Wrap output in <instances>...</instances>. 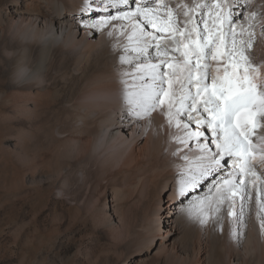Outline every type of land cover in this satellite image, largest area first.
I'll list each match as a JSON object with an SVG mask.
<instances>
[{"label": "bare ground", "instance_id": "obj_1", "mask_svg": "<svg viewBox=\"0 0 264 264\" xmlns=\"http://www.w3.org/2000/svg\"><path fill=\"white\" fill-rule=\"evenodd\" d=\"M210 2L164 0L182 23L185 9L179 5L193 8ZM220 2L225 12L234 14L238 40L246 39L249 31L255 33L250 50L258 72L251 75L258 90L264 91V0ZM110 3L97 0L86 7L85 0H7L0 6L5 87L32 89L34 93L46 90L38 93L37 103L44 107L36 120L47 124L50 133L52 179L59 181L60 174L70 172L74 180L85 182L91 179L92 170H116L117 184L111 197L118 203L113 210L125 214L134 207L136 243L148 247V254L159 257L160 264H264L263 244L253 232L244 243L245 229L241 227L239 245H233L226 235L203 233L193 223L197 205L210 198L229 166L217 176L200 177L199 166H206L207 161L195 154L193 141L187 146L178 142L176 137L184 136L183 128L175 135L165 132L157 111L152 124H144L143 119L153 110L137 116L126 104V93L137 92L150 82L143 73L135 72L136 65L158 59L164 47L149 48L140 55L132 50L129 40L124 42L130 30L122 23L111 29L93 27L110 14L119 17L136 7L157 6L146 0L138 4L129 0L128 5L115 7H109ZM206 12L207 8H197L193 14L201 30ZM252 13L256 17L249 28ZM0 100L8 103L2 90ZM257 135L264 136V128L257 129ZM254 163L255 170L264 174V159ZM190 174L196 175L195 188L190 184L185 187ZM180 188L184 192L178 191ZM104 206L107 208V200ZM107 225L113 226L112 220Z\"/></svg>", "mask_w": 264, "mask_h": 264}, {"label": "snow or ice", "instance_id": "obj_2", "mask_svg": "<svg viewBox=\"0 0 264 264\" xmlns=\"http://www.w3.org/2000/svg\"><path fill=\"white\" fill-rule=\"evenodd\" d=\"M96 2L85 0V6ZM132 2L138 4L139 0ZM146 2L157 6L136 7L134 11L122 12L119 17L110 14L93 25L98 28L115 19L130 21L132 28L128 40L134 52L144 55L149 48L164 47L159 53L164 59L139 66L137 71L150 82L142 84L137 92L126 93V104L136 110L137 116L167 104L169 123L174 121L175 127L184 129V136L176 137L178 142L187 146L195 141L203 153L199 159L207 161L206 166H199L198 175L202 178L219 175L228 159L235 157L233 171L215 186L211 198L199 202L195 214L201 218V223H207L209 211L219 213L226 205L227 215L237 216V202L239 214H243L244 201L250 199V189L264 193V180L255 171L254 163L258 156L264 159V136L257 135V129L264 128L261 123L264 121V91L258 90L255 77L251 75L258 69L245 54L252 46L255 33L249 31L246 39L238 40L234 14L231 10L225 12L220 0L194 4L193 8L179 5L185 9L183 26L164 0ZM119 4L128 5L129 0H111L109 7ZM197 8H207L203 13L206 18L202 21V30L193 15ZM140 16L146 24L140 22ZM255 17L256 13L250 15L249 28ZM147 26L153 31H146ZM169 51L179 56L168 58ZM212 61H216L214 73ZM162 66L167 71H160ZM209 79L211 83H207ZM181 116L187 122L182 124ZM192 124L196 126L195 131L190 130ZM208 131L210 140L206 137ZM201 138L207 142L201 143ZM210 144L214 145L215 152ZM197 182L196 175L190 174L185 187L190 184L195 188ZM178 191L184 192V188ZM261 208L264 209V202Z\"/></svg>", "mask_w": 264, "mask_h": 264}, {"label": "rangeland", "instance_id": "obj_3", "mask_svg": "<svg viewBox=\"0 0 264 264\" xmlns=\"http://www.w3.org/2000/svg\"><path fill=\"white\" fill-rule=\"evenodd\" d=\"M1 49L0 92L8 103L0 100V264H160L136 243L134 207L113 210L116 170H92L85 182L70 172L52 179L50 133L36 120L46 90L5 87Z\"/></svg>", "mask_w": 264, "mask_h": 264}]
</instances>
